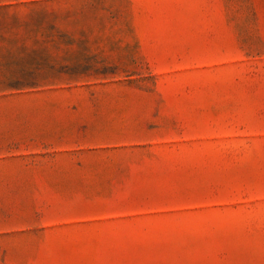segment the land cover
<instances>
[{"label":"rangeland","instance_id":"rangeland-1","mask_svg":"<svg viewBox=\"0 0 264 264\" xmlns=\"http://www.w3.org/2000/svg\"><path fill=\"white\" fill-rule=\"evenodd\" d=\"M0 264H264V0H0Z\"/></svg>","mask_w":264,"mask_h":264}]
</instances>
